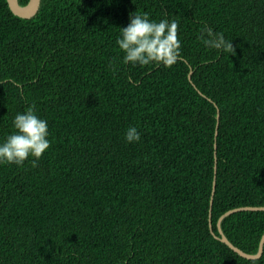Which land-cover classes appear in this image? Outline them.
Returning <instances> with one entry per match:
<instances>
[{
	"label": "trees",
	"instance_id": "obj_1",
	"mask_svg": "<svg viewBox=\"0 0 264 264\" xmlns=\"http://www.w3.org/2000/svg\"><path fill=\"white\" fill-rule=\"evenodd\" d=\"M137 10L179 21L175 65L123 62ZM32 104L52 143L36 166L0 164V264H264L210 228L216 161L217 235L226 211L264 206V0H42L30 18L0 0V142ZM222 228L256 253L264 211Z\"/></svg>",
	"mask_w": 264,
	"mask_h": 264
},
{
	"label": "clouds",
	"instance_id": "obj_2",
	"mask_svg": "<svg viewBox=\"0 0 264 264\" xmlns=\"http://www.w3.org/2000/svg\"><path fill=\"white\" fill-rule=\"evenodd\" d=\"M130 23L120 27L117 44L124 52L123 62L140 66L175 65L182 54V40L179 36V21L168 18L153 19L147 12L130 13ZM203 43L212 49L235 53L233 41L228 40L223 32L211 27L202 29ZM14 131L0 142V164L23 166L31 159L33 166L51 147V132L47 119L38 114L35 104L25 111L17 112L13 119ZM128 143L139 142L141 131L135 125L125 131Z\"/></svg>",
	"mask_w": 264,
	"mask_h": 264
},
{
	"label": "water",
	"instance_id": "obj_3",
	"mask_svg": "<svg viewBox=\"0 0 264 264\" xmlns=\"http://www.w3.org/2000/svg\"><path fill=\"white\" fill-rule=\"evenodd\" d=\"M9 2V6H11L12 10L20 15L23 16L25 18H30L35 16L40 7H41V3L42 0H30L26 5H20L19 0H8ZM191 79V76H190ZM218 119L220 117V111L218 110ZM218 128V127H217ZM217 134V132H216ZM216 172H217V161H216ZM216 172H215V177H214V184H213V192H212V198H211V209H210V228H211V232L213 233V235L221 240L222 242L226 243L232 250H234L236 253H238L240 256L246 258V259H258L262 256L263 251H264V234L261 238L260 241V245H259V249L256 253H249L244 251L243 249H241L240 247L236 246L225 234V232L223 231L222 228V221L229 216L230 214L234 213V212H238V211H244V210H248V211H264V206H241V207H236L233 209H230L228 211H226L225 213H223L218 220V230H219V235H217L214 231L213 228V224H212V220H211V216H212V205H213V201H214V194L216 191V183H217V177H216Z\"/></svg>",
	"mask_w": 264,
	"mask_h": 264
},
{
	"label": "bare ground",
	"instance_id": "obj_4",
	"mask_svg": "<svg viewBox=\"0 0 264 264\" xmlns=\"http://www.w3.org/2000/svg\"><path fill=\"white\" fill-rule=\"evenodd\" d=\"M20 3V2H19ZM20 5H22V4H20ZM24 6V5H23ZM10 8H11V6H10ZM12 9V8H11ZM13 11V10H12ZM14 12V11H13ZM15 13V12H14ZM16 14V13H15ZM18 15V14H17ZM20 16V15H19ZM21 17H23V16H21Z\"/></svg>",
	"mask_w": 264,
	"mask_h": 264
},
{
	"label": "rangeland",
	"instance_id": "obj_5",
	"mask_svg": "<svg viewBox=\"0 0 264 264\" xmlns=\"http://www.w3.org/2000/svg\"><path fill=\"white\" fill-rule=\"evenodd\" d=\"M30 1V0H29Z\"/></svg>",
	"mask_w": 264,
	"mask_h": 264
}]
</instances>
